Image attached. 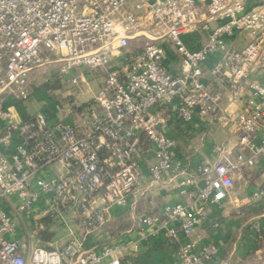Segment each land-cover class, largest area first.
Masks as SVG:
<instances>
[{
  "label": "built area",
  "instance_id": "built-area-1",
  "mask_svg": "<svg viewBox=\"0 0 264 264\" xmlns=\"http://www.w3.org/2000/svg\"><path fill=\"white\" fill-rule=\"evenodd\" d=\"M197 32L206 45L192 51L183 38ZM241 35L250 40L237 50ZM263 50L264 0H0V264H135L137 246L93 240L143 195L144 163L146 190L184 202L144 218L142 240L176 246L165 264H215L221 249L208 234L221 221L211 216L223 213L235 174L264 158V84L253 79ZM53 60L78 87L103 75L99 110L76 125L44 112L16 121L6 98L27 101L31 74ZM208 74L229 87L228 103ZM241 100L243 110L230 109ZM204 123L239 132V152L217 146V161L192 172L179 146ZM251 198L264 202V191ZM69 216L76 233L65 247L36 246L43 220L69 228Z\"/></svg>",
  "mask_w": 264,
  "mask_h": 264
},
{
  "label": "crops",
  "instance_id": "crops-1",
  "mask_svg": "<svg viewBox=\"0 0 264 264\" xmlns=\"http://www.w3.org/2000/svg\"><path fill=\"white\" fill-rule=\"evenodd\" d=\"M187 36L188 35L184 36V38H183L185 44H186V39L189 38ZM191 38L194 40V44L199 42L198 44L191 46V48L195 49L194 51H199L206 45V37H205V39L202 40L201 35H199V38H198V35L195 34V35L190 36V39ZM196 38H197V40H196ZM249 40H250V37L248 35L239 36L234 41V44H233L234 48L237 50H242L249 43ZM187 47L193 51V49H191L190 46L187 45ZM38 71L33 72L32 77L34 75H36V73H38ZM87 78H89V81H92V77L90 78V76H88ZM253 79L255 81H258V82L264 84V50H263L262 57L260 60V67L258 68L256 73L253 75ZM208 83H209V90L213 93H215V92L223 93L224 103H228L229 96H230L229 87L226 84L221 83L219 80L212 78L209 74H208ZM86 84H88V82ZM81 85L79 87H81ZM54 86L57 87L58 86L57 83L53 84V87ZM50 87H52V86H50ZM88 89H89V87L87 86V90ZM90 93H91V91H90ZM90 95L91 96H89V98H88V99H90V101H88V102H86V100H80L79 99L81 106L88 105L91 103V101H94L95 95L94 96L92 94H90ZM244 96H246V92H244ZM31 100H36V99L34 96H32L30 99H27V101H17L14 98L7 100V103H6L7 107L12 108L17 115L16 121L21 122V121H24L25 119H27L29 117L35 116V115H31V113H29L34 108L38 109L37 114L44 112L41 109L39 110L38 106L35 107L34 106L35 104H32ZM37 100H44V99H42L40 97ZM28 102H30L31 104ZM24 103H27V106H30V107H27L28 109L27 108L25 109V107H26L25 105H20V104H24ZM245 103H246V100H241L239 103L232 105L230 109L231 110H243L245 108ZM28 104H30V105H28ZM37 104H41V102H38ZM50 109L52 110L51 111L52 115L50 116L52 123H55V122L60 121V120L65 121V119L62 117L63 114L59 115L58 111H56L54 107H51ZM92 109L93 110H95V109L99 110V106H95V108H92ZM74 113H75V117L77 118L76 111ZM72 119L73 120L70 122L73 125H76V123L79 122V120L77 121L74 118V116H72ZM193 129L194 130H192L191 134L187 135V137H189L190 140L187 139V137H186L184 140H181V142H180L183 144V142L185 141L186 144L185 145L183 144L184 146H182L180 144V146H179V151L186 158L187 167L190 169V171L193 172V171L197 170V167L200 165H205V164H210V163L216 162L217 156L214 153V149L217 146L227 147L228 151L232 154V156H236L238 154V152H239L238 145H239V138H240L239 132L232 130V129H229L227 127L225 128L219 124H214V123H212V124L204 123V124H201L199 126H195ZM193 139L195 140V142H197L198 145L192 144ZM188 141H190V142H188ZM187 154L188 155L191 154V156L186 157L185 155H187ZM245 156L250 157L251 153L246 151ZM151 161H152V159L150 158L149 162L151 163ZM148 167H149L148 164L144 163L142 165V171H143V175H144V180H143L142 186H143L144 191H143L142 196H140L136 200H134V201H136L135 204L136 203L138 204V202H140V201H142V202L147 201L146 205H149L148 210H150V212L155 211L154 212L155 215H157V214L159 215L162 208L165 205L178 203V202H184V199L182 197H180L176 191L175 192L174 191H168V190L161 191L155 187H151L150 190H146L148 184L150 183V177H149V173H148L149 168ZM252 169L259 176V181H260L259 183H254V181H252V178L250 176L246 175L245 172L247 170H252ZM263 176H264V158H260L257 161L256 166H254L252 168L245 169L242 172H238L235 174V179H234L235 181H237L238 179H243L244 190L246 191V194H247L248 203H250L249 199L252 197V195L254 193H257L258 191H264ZM155 189H158V191H155ZM151 190H154V192H152L151 194H148V196H147L148 198H144L146 196V193L148 191H151ZM235 192L236 191L234 189V192H233L231 199H229L228 202H226V204H224V211L222 213V218H224L226 213H228V211L230 210L229 207L231 205L238 203L239 199H237V197H235L237 195ZM242 202H244V201H242ZM259 203L264 204V202L261 200L259 201ZM245 204L247 205V203H245ZM143 206H144V204H143ZM234 208H236V207H234ZM243 209L248 210V211L250 210L249 208H243ZM145 210L146 209H144V211L141 214H139L138 210L137 211L134 210L136 220L134 219V212L131 211V213H130L132 215L131 220L133 222L132 228L126 232H123L120 235V237H118L116 240L111 239V237L107 233H103L104 230L102 231L101 235L106 240H109V242H111L112 244L122 243V245H126V246H134V245L137 246L138 252L133 259L135 264H165L167 262H170L173 259V257L176 255L177 248L169 240H167L164 236L154 238V239L151 238L148 241L142 240V234H143L142 233V231H143V223L142 222H143V219L145 218L144 217V215L146 213ZM119 214H121V213H119L118 210H115L113 213L114 218H113L112 222H110L109 224H112L115 221H117V217L119 216ZM67 221L69 223V228L68 227L66 228L65 226H60V225L58 227H54L53 223L50 220H48V219L43 220L42 223H44L47 228L45 231H42L40 233H54V234H56V236L51 240V242L42 241L38 237L36 246H38L39 248H45V249L51 248V250L61 249V248L65 247V245L68 242L69 237H70L69 229H71L74 233H76V226L74 223V219L69 216L67 218ZM136 225L138 226V228L136 231H133L136 228ZM204 230L206 231V230H208V228H205ZM200 232H202V231H200ZM60 233H63V234H60ZM64 234H65V237H67V239H68V240H66L67 242H64L65 241L63 238ZM214 240H217V238H214ZM217 263H218V259L216 260L215 264H217Z\"/></svg>",
  "mask_w": 264,
  "mask_h": 264
},
{
  "label": "rangeland",
  "instance_id": "rangeland-1",
  "mask_svg": "<svg viewBox=\"0 0 264 264\" xmlns=\"http://www.w3.org/2000/svg\"><path fill=\"white\" fill-rule=\"evenodd\" d=\"M195 34L198 35V38L199 35H201V39H205L204 34L201 32L188 34L187 37L189 38L186 39V44L190 46V48L191 46L199 43L197 42L196 44H194V40L192 38L190 39V36ZM141 46L142 44L140 42H131L130 49L137 52L138 48H140ZM191 49H193V51L195 50L194 48ZM60 67L61 63L53 60L52 63L38 69V73H36V75H34L30 80V85L28 88V99L34 96L36 100H31V102L32 104H35V107L38 106L39 110L41 109L43 111H49L51 110V107H54L55 110L58 111L59 115L63 114L62 117L65 119V122L71 123L70 121L73 120L72 116H74L77 121L79 120L80 112L78 110L81 107L79 99L86 100V102H88L90 101V99H88L89 96H91L90 94L96 96L103 84V75L96 73H91L90 75L87 74L90 76V78L92 77V81H89V78H86V82H88V84H82L81 87H78L76 85H73L72 83V79L76 78V72L74 74H71L70 76H60ZM56 78L59 79L57 82L59 84L57 87L54 86V88L52 83L53 80H56ZM87 86L89 87L88 90ZM40 97L44 100H37ZM9 99L11 98H6V100ZM38 102H41V104H37ZM90 104L94 105L93 108H95L96 104L94 101H91ZM20 105H25V109L27 107H30L27 106V103ZM75 111L78 112L77 118L75 117ZM29 113H31V115H36L38 113V109L34 108ZM4 124L5 123H2V121H0V134L3 133L2 131L4 130L3 128L5 126ZM187 139L190 140L189 137H187ZM193 140L192 144H197V142ZM183 144H186L185 141L183 142ZM183 144L181 143L182 146H184ZM187 155L185 156H191V154L188 156ZM245 173L252 178V181H254V183L260 182L259 176L255 171H253V169L247 170ZM155 191H158V189H155ZM235 191V193L237 194L235 197L239 199L238 203H235L229 207L230 210L222 219L220 227L217 229V231L213 234H208L213 240L214 238H217L215 242L221 249V255L218 258L217 264H264V234H262L261 237L259 236L260 233L257 235H253V230H251L254 225L255 227L258 226L259 230L260 228L261 230L264 229V204L259 203V200L254 201L252 198L249 199L250 203H248L247 194L244 190L243 179H238L237 181H235ZM152 192H154V190L148 191L144 198H148V194H151ZM241 200L244 202H242ZM146 202L140 201L138 202V204L136 203L130 208L127 207L126 210H118L121 214H119L117 219H120L122 217L131 219L132 215L130 213L131 211H133L134 219L136 220L135 211L139 210L140 206L146 209L145 211L148 210L149 205H146ZM245 203H247V205ZM243 208H249L250 210L248 211ZM257 211H262V214L257 216L256 214H254V212ZM137 228L138 226L136 225V228L133 231H136ZM247 229L249 231H247ZM63 238L65 240L64 242H67L66 240L68 239L67 237H65V234ZM93 241L96 243V245H105L106 243H109V240H106L101 235V233H99Z\"/></svg>",
  "mask_w": 264,
  "mask_h": 264
},
{
  "label": "trees",
  "instance_id": "trees-1",
  "mask_svg": "<svg viewBox=\"0 0 264 264\" xmlns=\"http://www.w3.org/2000/svg\"><path fill=\"white\" fill-rule=\"evenodd\" d=\"M36 71H38V70H36ZM35 72V71H34ZM33 74V73H32ZM32 74H31V76H30V79H29V85H30V80H31V77H32ZM60 75V74H59ZM61 76V75H60ZM58 80L59 79H57L56 78V80H53V84H55V83H57L58 82ZM29 85H28V88H29ZM57 85H58V83H57ZM95 104H96V106H98V104L95 102ZM94 107V105H91V104H88V105H83V106H81L80 108H79V114L81 115V114H83L84 112L86 113V112H89L92 108ZM51 111L52 110H49V111H44V113L48 116V117H50L52 114H51ZM76 113H78V112H76ZM80 115H79V117H80ZM3 123V122H2ZM4 129V128H3ZM144 211V208H142L141 206H140V208H139V210H138V212H139V214H141L142 212ZM155 212V211H154ZM154 212H150V210H147L146 211V213H145V215H144V217L145 218H147V217H150V216H154L155 215V213ZM254 214H256L257 216H259V215H261L262 214V211H257V212H254ZM211 218L212 219H215V220H217V221H221L222 222V213H218V214H216V215H212L211 216ZM132 226H133V222H132V220L131 219H129V218H124V217H122V218H120V219H117V221H115L114 223H112V224H108L103 230H104V233H107L110 237H111V239H114V240H116L118 237H120V235L123 233V232H126V231H128V230H130L131 228H132ZM102 230V231H103ZM251 230H253V235H257V234H259L260 233V237H261V235L262 234H264V229L263 230H261V228H260V230L259 231H256L255 230V225L252 227V229ZM247 231H249L248 229H247ZM102 233V232H101ZM56 236V234H54V233H40L39 235H38V237H39V239L40 240H42V241H46V242H51V240L54 238ZM106 244H112V243H106ZM105 244V245H106ZM46 250H51V248H46Z\"/></svg>",
  "mask_w": 264,
  "mask_h": 264
},
{
  "label": "water",
  "instance_id": "water-1",
  "mask_svg": "<svg viewBox=\"0 0 264 264\" xmlns=\"http://www.w3.org/2000/svg\"><path fill=\"white\" fill-rule=\"evenodd\" d=\"M200 186L203 188L204 187V182H201Z\"/></svg>",
  "mask_w": 264,
  "mask_h": 264
}]
</instances>
